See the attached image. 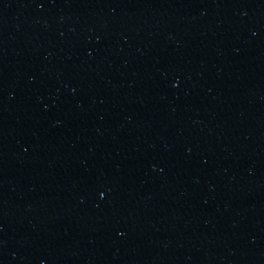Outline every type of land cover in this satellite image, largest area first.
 Returning a JSON list of instances; mask_svg holds the SVG:
<instances>
[{
    "label": "water",
    "instance_id": "95a60500",
    "mask_svg": "<svg viewBox=\"0 0 264 264\" xmlns=\"http://www.w3.org/2000/svg\"><path fill=\"white\" fill-rule=\"evenodd\" d=\"M0 264H264V0H0Z\"/></svg>",
    "mask_w": 264,
    "mask_h": 264
}]
</instances>
